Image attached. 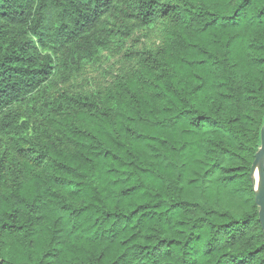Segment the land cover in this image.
I'll return each instance as SVG.
<instances>
[{"label": "trees", "instance_id": "trees-1", "mask_svg": "<svg viewBox=\"0 0 264 264\" xmlns=\"http://www.w3.org/2000/svg\"><path fill=\"white\" fill-rule=\"evenodd\" d=\"M114 12L165 23L162 46L51 95L110 47ZM263 125L264 0H0V264H264Z\"/></svg>", "mask_w": 264, "mask_h": 264}, {"label": "rangeland", "instance_id": "rangeland-1", "mask_svg": "<svg viewBox=\"0 0 264 264\" xmlns=\"http://www.w3.org/2000/svg\"><path fill=\"white\" fill-rule=\"evenodd\" d=\"M136 1L121 0L130 11L133 10ZM102 25L113 33L110 47L102 51L93 62L85 63L82 70L67 83L59 82L56 74L53 80L55 82L48 86L51 95L58 96L63 92L96 94L110 87L120 77L135 73L140 69L146 54L156 51L164 42L165 23L143 28L139 27L136 21L128 20L114 12L103 19ZM49 53L43 51L44 55ZM51 54L59 65V57ZM31 118L32 130H42L43 121L35 115ZM0 148L2 151L10 148L8 138L0 136Z\"/></svg>", "mask_w": 264, "mask_h": 264}, {"label": "water", "instance_id": "water-1", "mask_svg": "<svg viewBox=\"0 0 264 264\" xmlns=\"http://www.w3.org/2000/svg\"><path fill=\"white\" fill-rule=\"evenodd\" d=\"M264 167V125L261 131V147L255 156L251 176L255 182V201L260 210L259 220L264 231V191L260 189L259 174Z\"/></svg>", "mask_w": 264, "mask_h": 264}, {"label": "snow or ice", "instance_id": "snow-or-ice-1", "mask_svg": "<svg viewBox=\"0 0 264 264\" xmlns=\"http://www.w3.org/2000/svg\"><path fill=\"white\" fill-rule=\"evenodd\" d=\"M260 189L264 191V167L261 168L259 174Z\"/></svg>", "mask_w": 264, "mask_h": 264}]
</instances>
